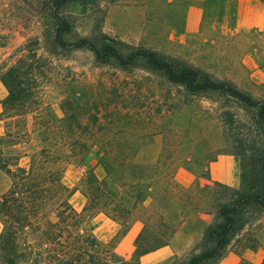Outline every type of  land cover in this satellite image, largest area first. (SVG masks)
Listing matches in <instances>:
<instances>
[{
  "label": "rangeland",
  "instance_id": "1",
  "mask_svg": "<svg viewBox=\"0 0 264 264\" xmlns=\"http://www.w3.org/2000/svg\"><path fill=\"white\" fill-rule=\"evenodd\" d=\"M54 1L0 0V72L10 69L18 81L10 87L12 99L6 104L8 89L0 81V136L5 124L12 132L29 134L27 142L9 150L20 156V166L45 145L44 132L64 149L95 150L105 144L135 148L134 161L141 166L157 161L164 137L167 145L169 140L180 142L177 153L162 158L159 187L173 178L185 188L200 185L199 202L206 212H183L168 244L140 257L139 264H187L202 248L203 230L216 221V205L232 198L208 182L202 166L217 152L231 154L240 173L248 175L247 156L256 153L261 138L254 110L219 91L189 93L139 60L119 68L114 62L94 61L87 48L59 47L52 38ZM57 14L70 26L63 36L68 44L84 39L98 49L112 45L123 55L150 49L176 68L196 69L264 102V3L260 0H83L61 5ZM19 94L22 99H17ZM96 159L91 155L79 166L64 160L62 184L70 190L88 168L102 177ZM9 184L0 171V194ZM64 198L81 211L84 200L79 192L69 198L65 194L61 201ZM56 201L46 209L52 223L57 222ZM169 209L176 211L173 205ZM234 219L236 231L228 244L202 264H255L251 255L260 253L264 259V207L246 206ZM80 228L102 243L99 256L109 258L112 250L120 260L114 264H135L138 221L122 236L119 227L101 214L85 217ZM53 239H42L37 255L29 253L32 239L20 241L19 249L26 254L17 264H49L46 259L59 241Z\"/></svg>",
  "mask_w": 264,
  "mask_h": 264
},
{
  "label": "trees",
  "instance_id": "2",
  "mask_svg": "<svg viewBox=\"0 0 264 264\" xmlns=\"http://www.w3.org/2000/svg\"><path fill=\"white\" fill-rule=\"evenodd\" d=\"M83 0H55L52 7L54 28L52 38L61 48H87L94 61L104 64L114 62L119 68H125L134 61H141L146 68L161 74L169 83L180 85L189 93L219 91L235 102L246 105L255 112V120L260 126V146L256 153L247 156L248 175L240 173V186L231 188L217 182H210L223 192L228 191L231 199L216 205V221L207 226L202 233V248L194 254L187 264H202L219 255L236 231L234 216L244 207H264V102L240 92L225 82L216 81L202 75L190 67L176 68L171 60L156 52L145 49H133L123 55L112 45H102L100 49L84 39L66 43L63 36L69 32V24L58 16L61 5ZM264 3V0H260ZM25 59H19L22 63ZM0 81L8 89L5 104L10 102V87L13 79L10 69L0 72ZM17 99H22L21 94ZM24 102V101H21ZM0 136V171L9 179V187L0 194V262L17 264L25 249H19V242L32 239L29 253L37 255L42 248L44 238H54L55 250L46 259L49 264H114L119 262L115 253L108 251L109 258L97 254L102 245L92 234L84 232L80 224L85 217L94 218L101 214L115 223L124 235L135 221L140 230L134 239L132 260L139 264V258L168 244L183 212H206L201 209V186L190 185L185 188L174 182L159 187L163 166L162 158L177 153L180 142L163 138V147L157 161L141 166L134 161L135 148L124 145H101L95 150L87 147L64 149L57 147L52 134L42 133L43 145L37 152L28 155V163L19 165L20 156L9 152L10 148L27 142V133L12 132L3 125ZM104 138V137H103ZM102 138V140H104ZM167 140V141H166ZM252 150V149H251ZM218 152L207 157L202 172L207 176L209 164L216 160ZM95 156L103 176L98 177L92 168L82 175L70 190L62 184L63 161H72L76 165ZM242 156L241 153H236ZM168 160V158H165ZM169 166L175 168L174 163ZM201 174V165L198 166ZM172 184V185H171ZM208 187L205 185L204 188ZM79 192L84 200L81 211L77 212L63 195L68 198ZM56 198L54 204L57 222L47 219L46 209ZM66 199V200H65ZM199 199V200H198ZM172 205L176 211H170ZM29 229V231H27ZM24 243V242H23ZM25 244V243H24ZM28 253V254H29ZM107 255V254H106ZM117 259V260H116ZM264 264V259L261 262Z\"/></svg>",
  "mask_w": 264,
  "mask_h": 264
},
{
  "label": "crops",
  "instance_id": "3",
  "mask_svg": "<svg viewBox=\"0 0 264 264\" xmlns=\"http://www.w3.org/2000/svg\"><path fill=\"white\" fill-rule=\"evenodd\" d=\"M240 181L239 164L234 155L218 154L215 161L209 164L208 182H217L226 186L237 188ZM263 254L251 255L253 263L259 264ZM142 257V256H141Z\"/></svg>",
  "mask_w": 264,
  "mask_h": 264
}]
</instances>
